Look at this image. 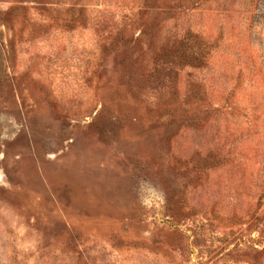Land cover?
I'll return each mask as SVG.
<instances>
[{"label": "rangeland", "instance_id": "obj_1", "mask_svg": "<svg viewBox=\"0 0 264 264\" xmlns=\"http://www.w3.org/2000/svg\"><path fill=\"white\" fill-rule=\"evenodd\" d=\"M0 264H264V0H0Z\"/></svg>", "mask_w": 264, "mask_h": 264}]
</instances>
